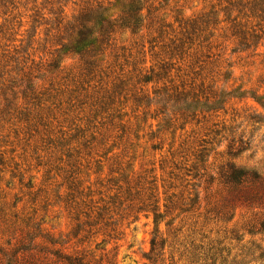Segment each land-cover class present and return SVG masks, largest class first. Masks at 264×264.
<instances>
[{
	"label": "rangeland",
	"instance_id": "obj_1",
	"mask_svg": "<svg viewBox=\"0 0 264 264\" xmlns=\"http://www.w3.org/2000/svg\"><path fill=\"white\" fill-rule=\"evenodd\" d=\"M114 1L0 0V264H264V199L221 178L264 158L257 0H143L93 71L56 67Z\"/></svg>",
	"mask_w": 264,
	"mask_h": 264
},
{
	"label": "trees",
	"instance_id": "obj_2",
	"mask_svg": "<svg viewBox=\"0 0 264 264\" xmlns=\"http://www.w3.org/2000/svg\"><path fill=\"white\" fill-rule=\"evenodd\" d=\"M252 6L261 14L257 15V17H264V0H257ZM142 8L143 0H115L108 7L98 5L80 13L67 27L69 37L67 43L63 44L57 52L56 67H58L61 57L70 55L78 57L83 62L87 72L93 71L104 58V52L116 28L131 32L140 30L143 23V18L140 14ZM33 90V83L31 80H27L24 91L22 90L21 94L26 97V93H33ZM225 96L230 97L232 94ZM238 96L241 98L244 94L242 93ZM253 98L264 108L261 98ZM220 99L216 101L215 106L222 102L223 98ZM182 106L188 110L191 108L186 102ZM241 152H238V154ZM238 154H236V157L239 156ZM221 178L223 185L230 189L240 190L241 188H246L247 194L251 191L254 192L252 199L261 196L264 199V158L253 168L237 167L230 163L222 173ZM197 199L198 195L196 194L194 201H197ZM155 219V223L158 224L157 219H160V216L156 215ZM151 246L152 250H154V239L151 241ZM14 254V256L17 255V253ZM259 260L264 263V251L261 253ZM240 264L243 263L241 262Z\"/></svg>",
	"mask_w": 264,
	"mask_h": 264
}]
</instances>
